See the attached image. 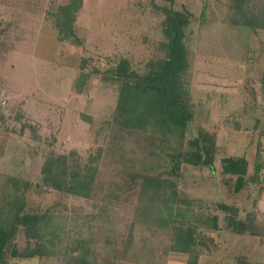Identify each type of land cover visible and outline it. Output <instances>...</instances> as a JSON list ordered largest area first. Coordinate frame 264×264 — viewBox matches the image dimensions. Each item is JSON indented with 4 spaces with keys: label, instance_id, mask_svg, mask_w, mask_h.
<instances>
[{
    "label": "rangeland",
    "instance_id": "rangeland-1",
    "mask_svg": "<svg viewBox=\"0 0 264 264\" xmlns=\"http://www.w3.org/2000/svg\"><path fill=\"white\" fill-rule=\"evenodd\" d=\"M70 1L0 0V190L11 187L10 176L28 181L25 212L49 210L61 228L53 243L46 237L54 254L22 258L10 250L33 249L36 240L20 225L6 264H68L81 239L97 249L110 235L130 230L134 243L119 264H264V181H252L260 140L264 161V30L231 24L228 0L174 1L176 9L194 15L186 37L189 67L180 77L193 113L187 140L201 129L216 135L215 172L181 165L178 210L184 217L176 224L193 229L198 250L183 254L171 251L168 229L139 222L134 205L124 203L131 200L125 187L136 175L175 179L167 154L176 143L118 126L112 117L120 83L103 78L119 58L145 75L150 62L167 56L165 16L156 6L170 2L83 0L77 45L60 41L55 24L54 13ZM29 124L34 129L23 128ZM50 151L76 152L74 162L82 167L98 158L93 198L42 185ZM230 156L248 160L242 189L236 176L223 172L222 159ZM113 181L119 196L105 199L100 185L108 189ZM213 216L216 228L210 225Z\"/></svg>",
    "mask_w": 264,
    "mask_h": 264
},
{
    "label": "trees",
    "instance_id": "trees-1",
    "mask_svg": "<svg viewBox=\"0 0 264 264\" xmlns=\"http://www.w3.org/2000/svg\"><path fill=\"white\" fill-rule=\"evenodd\" d=\"M165 1L170 2V5L156 6V9L165 16L163 21L165 41L162 48L167 56L150 62V70L145 75L133 70L129 59L119 58L114 67L103 73V78L120 83L112 117L118 126L125 130L148 134V138L153 141L169 143L173 140L176 143L175 146H170V152L167 154L172 162L170 175L175 179L150 174H142L141 177L136 175L130 180V185L125 187L130 191L126 196L131 200H124V203L130 202L134 205L139 222L159 225L171 232V251L190 254L198 251L195 248L194 231L190 226L184 229L176 224L179 217H184V213L178 210L180 169L181 165L186 163L195 167L204 166L215 172L216 135L201 129L196 137L187 140L193 113L189 102L190 93L180 77L189 67L186 37L194 15L186 7L176 9L175 0ZM228 1V20L231 24L254 31L264 30V0ZM82 7L83 0H71L58 7L54 13L60 41L81 44L75 23ZM25 127L34 129L30 124L23 126ZM184 146H189V149L184 150ZM262 152L263 144L260 140L252 176V181L258 183L264 181L261 177L264 169ZM75 156L76 152L66 155L50 151L41 169L42 185L64 194L91 199L97 193L98 158H92L88 165L82 167L74 162ZM248 166V160L244 156L222 159L223 172L236 176L237 189L245 186ZM6 184L11 187L8 190H0L4 198L0 200V264H6L10 243L20 225L25 227L30 239L36 240L35 247L33 249L27 247L22 252L13 247L10 250L11 256L24 258L54 254L55 252L46 246L49 243L46 237L51 235L50 242L53 243L60 235L61 228L54 220L55 215L49 210L42 214L25 212L27 200L22 192L31 185L28 181L10 176ZM100 186L102 191H105V199L119 196L115 192L118 187L116 182H111L112 187L108 189L105 187L106 184ZM220 207L227 209L223 204H220ZM217 221L218 217L213 216L210 225L216 228ZM104 241L105 245L101 248L91 249L85 246L86 240L81 239L68 264H119L117 259L124 258L132 248L133 231L114 233Z\"/></svg>",
    "mask_w": 264,
    "mask_h": 264
}]
</instances>
